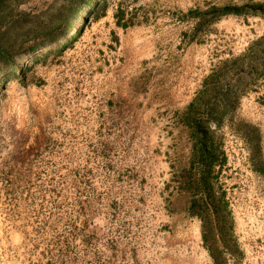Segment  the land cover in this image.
I'll return each instance as SVG.
<instances>
[{
	"label": "rangeland",
	"instance_id": "obj_1",
	"mask_svg": "<svg viewBox=\"0 0 264 264\" xmlns=\"http://www.w3.org/2000/svg\"><path fill=\"white\" fill-rule=\"evenodd\" d=\"M60 3L0 0V264H264V0Z\"/></svg>",
	"mask_w": 264,
	"mask_h": 264
},
{
	"label": "trees",
	"instance_id": "obj_2",
	"mask_svg": "<svg viewBox=\"0 0 264 264\" xmlns=\"http://www.w3.org/2000/svg\"><path fill=\"white\" fill-rule=\"evenodd\" d=\"M1 1H4V0H1ZM91 1L92 0H61L60 5L56 9V12H55V15H54V19L55 20H59L62 17H64V18L66 17V23H65L63 32L64 31L68 32L70 30V22L72 21V18L75 15V12H74L75 9H77L79 11L83 6L88 5ZM95 5L97 6V3ZM95 7L92 6L91 9L94 10ZM232 10H233V12H236V13L240 12V11H237L236 9H232ZM229 11L226 10V11H224V13L225 12H229ZM69 14H70V17H69ZM67 15H68V18H67ZM58 38H59V34L54 33L53 35L50 36L48 41L49 42H56L58 40ZM0 52H1V54H4L1 50H0ZM22 73L23 72H21V71H17L15 76H19ZM197 126H199V125H197ZM203 141L206 142V140H202V142ZM200 143H201V140H200ZM204 158H205V156L203 154L201 156V162H203V164H204ZM204 166H205V164H204ZM208 173H209V170L206 167H203L202 170H201L202 177H203V175L207 176ZM203 185L205 187L208 186V185H206L204 183H203Z\"/></svg>",
	"mask_w": 264,
	"mask_h": 264
}]
</instances>
